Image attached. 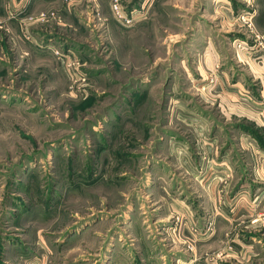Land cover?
<instances>
[{
	"label": "rangeland",
	"instance_id": "rangeland-1",
	"mask_svg": "<svg viewBox=\"0 0 264 264\" xmlns=\"http://www.w3.org/2000/svg\"><path fill=\"white\" fill-rule=\"evenodd\" d=\"M144 1L145 20L133 27L110 12L108 33L86 21L74 26L79 31L64 32L67 42L53 49L75 39L83 78L75 82L53 49L44 50L45 64L20 57L19 43L0 23V264H30L40 256L45 264H102L100 245L117 238L128 206L143 202L146 212L151 206L142 174L163 168L164 159L175 165L168 146L157 141L171 135L192 140L177 119L181 104L205 106L200 93L220 86L221 72L204 78L185 70L208 38L222 70L252 75L248 86L264 115V0ZM144 1L122 4L140 8ZM237 47L249 64L238 61ZM203 109L218 117L215 105ZM210 168L231 178L230 162ZM236 181L219 193L220 221L200 223L203 236L189 232L184 255H169L173 263L164 264H264L262 200L235 194ZM249 217L259 220L252 233ZM180 220L173 226L179 234Z\"/></svg>",
	"mask_w": 264,
	"mask_h": 264
},
{
	"label": "crops",
	"instance_id": "crops-1",
	"mask_svg": "<svg viewBox=\"0 0 264 264\" xmlns=\"http://www.w3.org/2000/svg\"><path fill=\"white\" fill-rule=\"evenodd\" d=\"M104 1L106 2V0H29L24 8L22 0H3L0 23L10 41L17 40L19 43L17 52L20 57L28 60L36 56L41 58V61H36L35 64H45L42 58L44 50L63 46V43L67 42L62 36L64 32L73 34L79 31L74 26L83 27V21L91 23L96 32L101 28L107 33L110 32V7L108 0L107 4ZM145 3L146 1L141 7L144 8ZM146 7L147 11L149 6ZM40 12L52 15L45 21H33ZM29 16L33 19L30 20ZM81 37L78 38L79 41L87 36ZM73 38H76V35ZM72 41L65 44L64 53L69 51L75 54L74 48L80 53L81 48L76 47L75 39ZM240 43L245 41L237 44ZM203 48L202 55L196 57L194 63L191 61L190 66L185 68L188 71L187 76L205 78L221 72L217 76V78L220 76L218 80L220 86L215 93H212V90L207 94L200 93L205 106L181 104L177 119L180 125L192 132V140L171 135L157 141H163V145L168 146L166 153L173 158L175 165L172 161L164 159L163 168L158 167L155 170L151 166L142 174V177L147 179L143 189L151 198L150 211H145L143 202H135L128 206L129 211L122 214L123 223L119 226L117 238H111V242L106 245L105 237L104 245H100L98 255L102 264H164L166 261L173 263V260L168 259L169 255L173 258L177 254L184 255L183 243L188 241L190 233L192 236H200L201 232L198 230L200 223L208 220L220 221V215L217 213L220 210L217 206L219 193L222 189L225 191L226 186L232 185V178L239 181L234 193L243 191L258 194L257 197L262 200L258 205L260 212L258 214L264 213V115L248 86V80L252 75L247 74V78L238 77L237 74L222 70L224 65L216 56V47L211 39H207ZM240 51L239 48L236 50L238 61L249 64L244 56L243 59L240 57L244 53ZM51 58H55L52 53ZM183 96L187 98V95ZM210 104L217 108V118L203 109ZM168 124L173 125L171 122ZM150 141L151 139L148 142ZM225 142L228 146H224ZM220 160L231 163L230 179L225 180V174L220 171L210 170L214 162ZM163 171L165 175H162ZM177 176L180 180L174 185ZM171 181L174 184H171ZM150 182L154 185H149ZM168 187L171 188V192ZM179 192L184 195H179ZM176 196L178 199H173ZM174 220H180L181 226L186 227L180 234L173 230ZM247 220L250 222L247 231L252 233L258 228L259 220L256 217H249ZM251 238L258 243L263 240ZM30 264H45L44 257L40 256Z\"/></svg>",
	"mask_w": 264,
	"mask_h": 264
},
{
	"label": "built area",
	"instance_id": "built-area-1",
	"mask_svg": "<svg viewBox=\"0 0 264 264\" xmlns=\"http://www.w3.org/2000/svg\"><path fill=\"white\" fill-rule=\"evenodd\" d=\"M24 2V8L28 4L29 0H22ZM110 12L112 17L122 26L124 27H133L136 23L140 20L144 19L146 16V11L143 7L140 8H127L125 5L122 4V0H110ZM52 14L47 12H40L35 20L45 21L47 20L48 16L50 17ZM29 19L32 20V16H29ZM241 19L246 21L245 18L242 16ZM55 55L57 56L58 60H61L62 65L65 67L66 71L69 72L71 75L72 80L78 81L81 78L77 70L80 67V62L78 57L68 52H63V50L53 49ZM69 54L68 56L65 54ZM83 77V76H82ZM264 101V99H263Z\"/></svg>",
	"mask_w": 264,
	"mask_h": 264
}]
</instances>
